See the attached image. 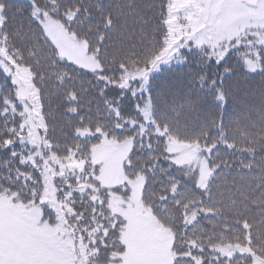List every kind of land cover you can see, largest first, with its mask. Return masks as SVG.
I'll list each match as a JSON object with an SVG mask.
<instances>
[{
	"label": "snow or ice",
	"instance_id": "snow-or-ice-1",
	"mask_svg": "<svg viewBox=\"0 0 264 264\" xmlns=\"http://www.w3.org/2000/svg\"><path fill=\"white\" fill-rule=\"evenodd\" d=\"M237 75L264 0H0V264H264V92L201 117Z\"/></svg>",
	"mask_w": 264,
	"mask_h": 264
},
{
	"label": "trees",
	"instance_id": "trees-1",
	"mask_svg": "<svg viewBox=\"0 0 264 264\" xmlns=\"http://www.w3.org/2000/svg\"><path fill=\"white\" fill-rule=\"evenodd\" d=\"M142 2L147 4L149 0H142ZM13 3L20 7H27L28 0H13ZM173 82L174 81L168 73L160 74L157 77V84L159 85L157 91L165 97L166 101L168 99L169 87ZM0 84H5L2 78H0ZM232 89L233 96L229 99L227 104L221 105L219 108L216 107V102L209 97L208 100L201 105V117L207 114L215 115L218 113L223 116L225 123H229L233 119H239L241 114L248 115V106L258 103L260 95L264 92V86L260 84L259 77L244 79L239 75L232 79ZM172 115L176 119H184V115L182 114L173 113ZM201 117H189V119H200ZM259 118L258 112L251 114V119L254 123L258 122ZM255 130L259 131L258 126ZM257 152H259V149H257ZM204 226L208 227L206 221L204 222Z\"/></svg>",
	"mask_w": 264,
	"mask_h": 264
}]
</instances>
